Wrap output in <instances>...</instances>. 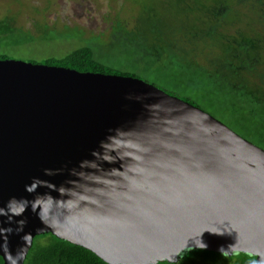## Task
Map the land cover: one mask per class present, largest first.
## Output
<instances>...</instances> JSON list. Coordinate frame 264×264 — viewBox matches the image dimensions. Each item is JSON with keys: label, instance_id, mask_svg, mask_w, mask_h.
Segmentation results:
<instances>
[{"label": "water", "instance_id": "obj_1", "mask_svg": "<svg viewBox=\"0 0 264 264\" xmlns=\"http://www.w3.org/2000/svg\"><path fill=\"white\" fill-rule=\"evenodd\" d=\"M50 233L106 264H264V150L132 77L0 60V258Z\"/></svg>", "mask_w": 264, "mask_h": 264}, {"label": "trees", "instance_id": "obj_2", "mask_svg": "<svg viewBox=\"0 0 264 264\" xmlns=\"http://www.w3.org/2000/svg\"><path fill=\"white\" fill-rule=\"evenodd\" d=\"M166 3L165 9L161 10L175 25L169 39L177 29L178 32L184 30L187 44L195 46L193 52L169 50L171 42L164 38L166 28L162 27L164 19L155 9L156 3H152L141 6L137 19L142 24L141 30L133 38L122 39L127 44V51L122 54L120 50L118 53L101 50L99 54L89 45H83L61 57L48 56L41 62H29L80 73L139 80H142L139 76L151 79L155 75L156 79H152L155 83L148 82V79L142 81L200 109L203 104L212 115L217 114L222 122H228L242 138L264 150V0H170ZM1 23L2 20L0 49L34 41L50 43L63 38L52 32L38 36L23 32L12 34V30ZM234 24L245 28L228 36L227 31ZM162 39L163 44L160 45ZM199 45L202 50L218 48V53L208 55L203 63L199 62L196 59L202 51L197 49ZM6 59H9L7 53L0 51V60ZM0 264H3L1 258ZM24 264L106 263L92 252L47 233L33 239ZM174 264H256V261L255 257L245 254L226 257L204 250H191Z\"/></svg>", "mask_w": 264, "mask_h": 264}, {"label": "rangeland", "instance_id": "obj_3", "mask_svg": "<svg viewBox=\"0 0 264 264\" xmlns=\"http://www.w3.org/2000/svg\"><path fill=\"white\" fill-rule=\"evenodd\" d=\"M168 1L170 0H153L152 2L151 0H0L1 25L10 28L12 34L23 32L26 35L38 36L45 32H52L55 36H63L61 40L55 42L40 43L34 41L30 44L25 43L21 46L3 48L0 51L7 53L11 60L23 62L30 60L41 62L43 58L48 56L61 57L83 45H89L98 53L105 50H110V52L114 50L118 53L117 50H120L122 54L127 51V44L122 39L133 38L137 35L136 32L141 30L142 24L137 19L140 16L139 12L142 5L156 3L154 4L155 9L160 12L164 19L162 25L166 28L164 38L169 39V33L174 32L175 25L168 18L167 13L161 10L165 9ZM245 21L248 24L249 21L247 19ZM248 25L250 26V22ZM160 27L159 23L158 28ZM243 28L245 27L234 24L231 30L227 31L229 32L227 35L233 36V33ZM186 36L184 30L178 32L177 29L174 36L170 38L174 41L170 39L167 41L168 43L171 42L169 50L176 53L178 51L187 52V50L193 52L195 46L187 44ZM161 44H163V39ZM201 48V45L197 46V49L202 50ZM211 48H204L196 59L203 63L208 55L214 56L218 53V48ZM139 77L142 80L148 79L147 81L150 83H155L152 79H156L155 75L151 79L150 77L147 79L143 76ZM201 108L222 122L217 114L213 113L212 115V112L203 104H201ZM222 123L234 133L237 132L228 122L223 121ZM236 134L241 136L239 132Z\"/></svg>", "mask_w": 264, "mask_h": 264}]
</instances>
